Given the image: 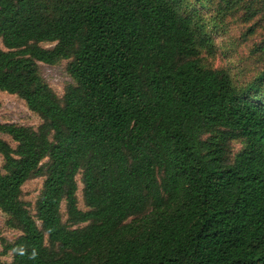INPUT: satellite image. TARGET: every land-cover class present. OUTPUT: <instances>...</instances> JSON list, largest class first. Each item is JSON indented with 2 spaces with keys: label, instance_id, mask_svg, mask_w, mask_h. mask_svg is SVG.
Listing matches in <instances>:
<instances>
[{
  "label": "trees",
  "instance_id": "16d2710c",
  "mask_svg": "<svg viewBox=\"0 0 264 264\" xmlns=\"http://www.w3.org/2000/svg\"><path fill=\"white\" fill-rule=\"evenodd\" d=\"M214 4L264 63V0ZM211 45L177 0H0V91L42 121L0 123V210L21 233H0L5 264H264V67L237 86L204 65ZM60 61L62 97L39 71Z\"/></svg>",
  "mask_w": 264,
  "mask_h": 264
},
{
  "label": "rangeland",
  "instance_id": "374dc122",
  "mask_svg": "<svg viewBox=\"0 0 264 264\" xmlns=\"http://www.w3.org/2000/svg\"><path fill=\"white\" fill-rule=\"evenodd\" d=\"M181 10L185 14L201 17L206 23V30L212 37V45L203 51L204 65L208 68L224 70L230 74L235 85L241 86L252 80L257 73L263 70L264 63L259 53L256 52L260 39L247 35L249 24H241L236 15L222 16L216 12V0H177ZM44 47L51 48L54 44L43 43ZM67 61H60L49 65L39 63V71L44 80L54 89L59 97L64 95L65 87L72 83L68 75ZM40 117L29 109L24 100L16 95L0 91V123H14L17 125L32 126L37 128L41 124ZM0 138L6 140L11 146L15 143L6 135L0 134ZM243 147L238 141L233 144V153H237ZM3 160L0 156V166ZM80 180V176H78ZM43 187V179L30 180L23 186V199L30 205L35 214V204ZM79 207L87 210L83 200L82 184L79 182L78 191ZM66 204L62 205L65 213ZM9 217L0 210L1 237L9 242L16 240L21 234L18 230L8 225ZM3 246L0 240L1 264L10 263L12 257L2 255Z\"/></svg>",
  "mask_w": 264,
  "mask_h": 264
}]
</instances>
